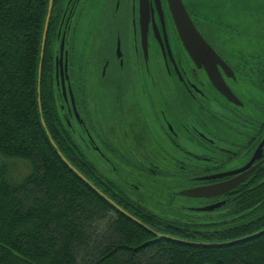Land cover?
Returning a JSON list of instances; mask_svg holds the SVG:
<instances>
[{"label":"trees","instance_id":"obj_1","mask_svg":"<svg viewBox=\"0 0 264 264\" xmlns=\"http://www.w3.org/2000/svg\"><path fill=\"white\" fill-rule=\"evenodd\" d=\"M49 1L0 0V264H264V163L226 196L224 207L194 209L189 221L160 215L98 173L78 144L77 122L70 126L63 116L50 73L55 0L43 61V117L61 153L100 192L62 160L37 95ZM10 161L29 171L16 177ZM207 173L193 167L169 190L179 195Z\"/></svg>","mask_w":264,"mask_h":264},{"label":"flooded vegetation","instance_id":"obj_2","mask_svg":"<svg viewBox=\"0 0 264 264\" xmlns=\"http://www.w3.org/2000/svg\"><path fill=\"white\" fill-rule=\"evenodd\" d=\"M183 2L223 61L219 70L236 101L190 56L168 0H59L50 73L60 92L63 116L70 126L72 120L77 122L88 152L103 157L116 152L130 166L159 174L177 173L170 168L172 159L201 157L190 168L208 173L186 187L192 188L235 178L206 177L245 167L264 140V54L239 51L254 42H244L233 22L216 14L217 8L235 2ZM213 117L216 120L210 121ZM225 128L235 131L238 139H223ZM261 161L264 148L253 165ZM236 188L222 196L194 198L203 202L195 208L219 210ZM222 202L213 211L200 210Z\"/></svg>","mask_w":264,"mask_h":264},{"label":"rangeland","instance_id":"obj_3","mask_svg":"<svg viewBox=\"0 0 264 264\" xmlns=\"http://www.w3.org/2000/svg\"><path fill=\"white\" fill-rule=\"evenodd\" d=\"M226 1H233L235 3L217 8L216 14L224 21L231 23L233 22V25H235L233 30L236 29L237 31H239L238 34L242 35L244 42L251 39L254 42L253 44L244 45L238 50L243 52L245 55H249L250 52L263 55L264 0ZM88 95H90L91 100H93L92 92H89ZM89 112L92 113L90 109ZM215 120L216 119L214 117L210 119V121ZM104 127L106 130H108L105 124ZM219 128L221 129V131L224 130L220 125ZM232 129L237 130L233 127ZM92 134L94 136V129H92ZM222 136L224 137L223 139H226L228 141H234V139L236 138L238 139L235 131H229L228 129L226 131H223ZM78 144L87 154V156L94 162V167L104 179L122 188L127 192L129 196L131 195L137 200L138 198H143L145 201L144 203H146L152 210L159 213L160 215L168 216L169 218L181 219L182 221H189V218L191 216L193 217L194 215H196L193 210H197L196 208L203 204V202H201L200 200L181 195L180 193L179 195H174L169 190L170 188H174V186L177 184V180L178 182L180 180L181 183L185 182L182 181L184 175H188V173L191 172L190 167L192 166V164L198 162L199 159H202L201 157L184 158L179 161H175L174 159H172L173 164L171 161L170 168H176V170L174 171H177V173L170 174V171L168 173L159 174L138 169L133 165V167L130 166L129 164H127L126 158L124 156H117L116 152L112 154L113 156H96L94 155V152H88L89 149L83 145L80 138ZM117 147H120V144L117 145ZM213 150L214 147L212 148V152L215 153ZM178 156V158H181L180 155ZM135 158L137 157H132L131 159L134 160ZM10 162L12 171H14V175L16 177L23 176L29 171L25 163L18 161ZM199 162L201 163V161ZM204 164L206 169H208V164ZM185 166L189 167L186 169ZM178 170H183L184 172H179ZM206 171L207 170H205L204 172ZM186 183H189V181H187ZM185 186L187 185L185 184Z\"/></svg>","mask_w":264,"mask_h":264},{"label":"water","instance_id":"obj_4","mask_svg":"<svg viewBox=\"0 0 264 264\" xmlns=\"http://www.w3.org/2000/svg\"><path fill=\"white\" fill-rule=\"evenodd\" d=\"M54 1L55 0H50L49 5H48V12H47L46 20H45V26H44L43 37H42L40 61H39V66H38L37 95H38V105H39L41 120H42V123L44 125V128L46 130L48 137L50 138L51 142L58 150V153L60 154L62 160L74 172H76L83 180L88 182L95 190L99 191V189L95 185L90 183L88 179L76 167H74L72 163L61 153V151L56 146V143L52 139V136L50 135V132L48 128L46 127L44 117H43L42 102H41V83H42L43 61H44V55H45V47H46L49 22L51 19ZM168 2L170 5L172 16L175 20V23H176V26H177V29L180 35V38L183 42L184 47L190 54V56L194 59V61L196 62L199 68H202L203 66L206 68L209 77L213 80L214 84L219 90L225 93L231 99V101H236V97L234 93L226 85L225 81L223 80L221 76L220 70H219V65L221 66L222 64L221 62L223 61L221 60L220 56H218V54L215 52V50L212 48V46L208 43V41L204 38V36L200 33V31L194 24V21L189 11L187 10L183 0H168ZM73 104H74V109L76 111L74 100H73ZM76 115L77 117H79L78 113H76ZM263 148H264V140L260 144L255 155L252 157L250 162L245 167L239 170L233 171V172L231 171V172H226V173L206 177L207 179H216V178H223L226 176L235 175V178L228 180L226 182L199 186V187L186 188L182 190L180 194L187 196V197H191V198H211V197H216V196H222L232 191L239 184H241L244 180L251 177L252 174L263 164L264 161H261L257 165H253L257 160H260L262 158ZM222 204L223 202L219 204L204 207L200 210L213 211L217 208H220ZM229 244H231V242L215 244V245H229Z\"/></svg>","mask_w":264,"mask_h":264}]
</instances>
